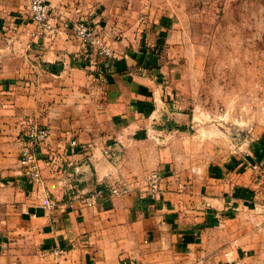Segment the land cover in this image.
<instances>
[{"label": "crops", "instance_id": "0c3cea01", "mask_svg": "<svg viewBox=\"0 0 264 264\" xmlns=\"http://www.w3.org/2000/svg\"><path fill=\"white\" fill-rule=\"evenodd\" d=\"M47 1L55 33L30 0H0V264H264V125L232 150L192 134L166 80L159 0ZM79 19L112 57L75 34ZM31 118L51 128L43 183L19 160ZM152 171L157 195L141 190ZM118 183L131 190L80 201Z\"/></svg>", "mask_w": 264, "mask_h": 264}, {"label": "rangeland", "instance_id": "374dc122", "mask_svg": "<svg viewBox=\"0 0 264 264\" xmlns=\"http://www.w3.org/2000/svg\"><path fill=\"white\" fill-rule=\"evenodd\" d=\"M158 6L171 21L164 46L170 96L197 117L190 131L216 149L244 145L254 124L264 125V0H159Z\"/></svg>", "mask_w": 264, "mask_h": 264}, {"label": "built area", "instance_id": "2783aa9c", "mask_svg": "<svg viewBox=\"0 0 264 264\" xmlns=\"http://www.w3.org/2000/svg\"><path fill=\"white\" fill-rule=\"evenodd\" d=\"M29 14L35 22L37 29L45 33H55L57 27L52 22L51 4L47 0H30ZM75 34L81 38L85 45L95 47L100 56L109 58L114 55L111 45L99 33L95 25L88 19H79L73 25ZM27 144L20 150V163L23 168V173L31 181L43 183L42 167L40 158L36 151L38 145L47 141L51 134V128L46 125H41L34 119H29L25 130ZM76 144V140L72 141ZM257 167V165H255ZM163 174L160 171H152L147 177V183L141 190L148 194L157 195L162 192ZM131 189L126 183H118L109 187H98L80 197V201L84 205H93L99 199L108 195H117L129 192ZM62 252L61 249H54L53 253L58 256ZM52 264H59L55 261Z\"/></svg>", "mask_w": 264, "mask_h": 264}]
</instances>
